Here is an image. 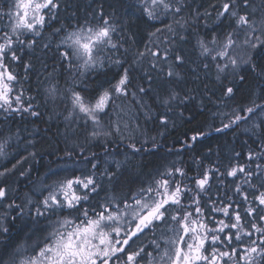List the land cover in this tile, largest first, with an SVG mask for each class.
<instances>
[{
	"label": "snow or ice",
	"instance_id": "obj_1",
	"mask_svg": "<svg viewBox=\"0 0 264 264\" xmlns=\"http://www.w3.org/2000/svg\"><path fill=\"white\" fill-rule=\"evenodd\" d=\"M177 5L179 0H136L130 7L146 21H152L169 13L178 15L182 8ZM69 7L70 0H8L6 8L0 7V114L6 120L16 115L22 119L40 116L32 103L35 98L26 96L12 64L20 63L22 57L18 52L34 48L35 38L53 22H59L61 11ZM220 8L217 21L230 18L235 21V28L223 39L215 34L210 40L198 37L199 55L216 67V79L223 92L221 100L232 99L237 91L234 86L224 84V80L233 85L237 80L245 81L241 71L255 75L260 82L259 93L247 106L214 113L213 118L220 119V126L209 125L207 131H197L182 142V147L190 148L212 133L222 134L241 124H251L245 134L259 151L249 150L247 164H236L224 173L218 167H209L189 176L184 168L173 163L157 170L155 175L149 174L151 179L140 180L138 187H133L135 182L130 181L127 190L116 194L119 191L116 185L130 157L106 159L100 170L96 153L84 156L86 147H79V153L74 148L60 157L72 160V165L49 168L41 178L34 192L40 197L38 200L29 196L25 205L13 201L6 206L8 213L18 210L19 217L25 215L27 208L29 216L46 221L47 231L31 245L17 244L10 249L6 238L12 230L8 225L17 217L0 216V237H3L0 264H264V163H260L264 161V16L256 19L260 10L253 7L251 0H226ZM88 17L81 22L75 13H70L69 18L76 19L77 23H61L50 34L57 38L55 49L61 64L66 65V71L72 75L62 88L55 74L49 73L45 94L53 103L65 104L66 121L82 122L85 127L90 123L88 144L102 141L105 156H108L107 145L113 135L123 141L124 131L129 130L128 122L123 119L128 112L116 100L131 95L141 109L147 108L146 118H150L152 111L138 99L136 91L129 89L132 66L139 63L146 52H150L153 61L162 58L167 62L170 50L166 48L161 54L158 47L155 51L146 48L135 54L133 65L125 67L128 49L124 48L121 53L123 38L114 39L118 25L113 17L106 15L102 7ZM175 23L184 27L180 21ZM166 30L171 33L166 40L176 37L172 24L167 25ZM161 31L157 28L149 37ZM29 36L33 39H28ZM43 47L49 49L51 44ZM183 63L184 57L175 54L165 76L181 78L175 68ZM152 66L157 65L154 62ZM23 67L26 74L32 70L29 63ZM112 67L120 70L114 77L104 81L96 78ZM203 67L207 69L209 65L205 63ZM147 82L148 88L138 87L139 94L147 95L151 91L150 75ZM193 99L190 94L181 96L174 90L159 99L167 110L159 117L161 126L167 127V112L171 111L173 102L179 101L183 106ZM208 99L211 100V96ZM109 109L115 119L105 124L101 117L107 116ZM139 127L135 125V129ZM11 139V136L0 139V157L9 155ZM28 143L34 145L35 142ZM146 144L148 140L142 141L140 147L128 143L125 148L135 155L161 147L153 142L151 148H146ZM36 155L29 153L32 158ZM239 155L236 153L237 158ZM81 159L91 165L90 169L85 171L78 167ZM26 161L27 157H22L12 169L0 171V177L7 176ZM20 174L26 175L25 172ZM214 175L221 181L217 187L226 189L215 196L208 194ZM228 177L233 178L231 195L223 184ZM8 191L7 187L0 186V201L7 199ZM101 192L106 194L101 197Z\"/></svg>",
	"mask_w": 264,
	"mask_h": 264
},
{
	"label": "trees",
	"instance_id": "obj_2",
	"mask_svg": "<svg viewBox=\"0 0 264 264\" xmlns=\"http://www.w3.org/2000/svg\"><path fill=\"white\" fill-rule=\"evenodd\" d=\"M224 1L180 0L177 6H180L182 10L178 15L162 16L159 20L146 21L135 8L130 7L136 3V0H70L71 7L66 11H61L60 21L53 22L51 27L44 29L40 37L35 38L37 43L34 48H25L22 52H18L22 59L20 63L12 64L13 70L19 74L22 86L26 90V96L35 98L32 103L35 106L34 110L39 112L40 116H25L22 119L16 115L6 120L3 114H0V139L12 137L7 149L9 155L0 157V171L5 168L12 169L18 160L27 157L26 162L18 165L7 176L0 177V186L9 189L7 199L0 201V210H3L6 202H20L19 197H21L22 191L29 187L31 181L40 179L45 171V165L49 169L72 162L66 157L64 159L60 157H64L66 152L72 151L74 148L79 153V147H86L84 156L96 153L97 159L102 164L105 155L103 143L98 141L89 145L86 140L87 132L83 130L84 128L65 120L66 107L61 109L59 101L53 103L45 94L49 73L55 74L62 88L66 86V81H69L72 75L66 71L67 66L61 64L55 49L57 38L50 34L55 28L60 27L61 23L65 25L77 23L76 19L69 18L70 13H75L82 22L86 17L90 18L88 14L101 7L105 14L112 16L118 25V32L114 39L123 38L121 43L124 47L121 48V53L124 48L128 49L125 67L133 65L137 52H143L146 48L152 51L156 50L158 43L154 44L155 39L150 38L149 33L155 32L157 28H164L166 32V26L169 24L173 25L177 33L176 37L166 40V48L170 50L167 62L162 58L153 61L150 52H146L145 57L139 63L134 64L130 72L129 89L136 91L138 99L146 106L151 107L150 118H146L144 115L147 108L141 109L131 95L116 100V103L128 112V115L123 119L129 124V134L127 135V131H124L125 139L123 141H120L119 136L114 134L107 147L114 148V151L118 148H125V144L128 143H136L137 147H140L144 140H148L146 148H151L153 142L161 145L150 153L142 152L130 156V163L127 169H124L123 175L120 176L121 181L116 185L117 189L127 190L130 181L135 182L133 187H138L140 180L151 179L152 176L149 174L155 175L157 170H162L173 163L184 168L189 176H195L198 172L209 167H218L219 171L224 173L236 164H247L248 151H259L258 146L245 134V130L250 128L251 124H241L238 128L225 130L222 134L212 133L207 138L198 140L190 148L182 147V142L197 131H207L209 125L220 126V119L213 118L214 113L218 111L230 112L232 109L247 106L259 93L260 82L255 75L251 72L241 71L240 74L245 75V81L240 83L237 80V83L233 85L229 83V80H224V84L234 86L237 91L232 99L221 100L223 92L216 79V67L210 60H204L199 55V49L196 47L198 37L210 40L215 34L222 39L227 31L226 28L232 25L229 18L221 20L222 23H216L217 13L221 10L220 5ZM7 3L8 0H0V7L6 8ZM251 3L255 8L257 1L251 0ZM205 13L209 15L205 16ZM174 21H180L184 27L181 28ZM205 22L207 27H205ZM180 36H184L186 39L181 40ZM166 37H171V33ZM28 39H33V37L29 36ZM45 44H51V48L45 49L43 47ZM158 48L161 54L166 49ZM175 54L184 57V63L175 68L181 78L168 79L165 73L168 70V65L173 63ZM154 62L156 67L152 66ZM25 63L32 66V70L27 74L23 67ZM205 63L209 65L207 69L203 67ZM118 71L120 70L112 67L97 75L96 78L104 81L114 77ZM148 75L152 77L151 91L147 95H141L138 92V87L148 88ZM25 76H27L26 79ZM229 79L233 78L229 77ZM172 90L180 93L181 96L190 94L194 99L183 106L179 104V101L173 102L171 111L167 112L169 123L165 128L161 126L159 117L167 110L159 103V99L165 98ZM209 96H211V100L208 99ZM218 104L222 106H218ZM102 117L105 124L110 119H115L112 109H109L108 116ZM136 124L140 126L138 129H135ZM17 130H19L18 137ZM151 138H155V140L153 141ZM29 141H34V145L29 144ZM121 150L123 151V149ZM32 152L37 154L35 158L29 156V153ZM236 153H240L238 158ZM80 163L84 164L82 159ZM260 163H264V161ZM84 167L89 168L91 165L84 164ZM21 172L28 174V177L23 178ZM128 178L130 180H127ZM210 183L211 192L208 193L209 195L215 196L217 192L223 193L226 190L217 187L221 181L217 180L215 175ZM223 184L226 186L228 194L231 195V189L234 187L233 178L228 177L223 180ZM102 194L101 196H103ZM30 195L32 196V193ZM13 215L17 218L14 222H9L8 226L12 231L11 235L6 238L10 249L18 243L26 244L28 235L31 239L40 238L43 231L41 221L31 222L33 225L36 224L35 230H33L31 229L32 224L28 223L25 217L18 216V210L14 211ZM29 224L31 226H28Z\"/></svg>",
	"mask_w": 264,
	"mask_h": 264
},
{
	"label": "rangeland",
	"instance_id": "obj_3",
	"mask_svg": "<svg viewBox=\"0 0 264 264\" xmlns=\"http://www.w3.org/2000/svg\"><path fill=\"white\" fill-rule=\"evenodd\" d=\"M257 1V4H256V6H255V8H257V9H259L260 11L258 12V14H257V17H256V19H260L261 18V16H264V0H256ZM179 2H180V0H179ZM224 2H226V0L224 1ZM251 9H249V11H250ZM242 11H244L243 9H242ZM172 15H174V14H172V13H169L167 16L168 17H172ZM203 16V15H202ZM230 19V18H229ZM231 23H232V25L229 27V28H226L227 29V31L225 32V34L227 33V32H229V31H232L234 28H235V21L234 20H232V19H230L229 20ZM217 22H219V23H222L221 21H217V17H216V23ZM174 23H175V21H174ZM218 23V24H219ZM218 24H216V25H218ZM162 31L161 32H159V33H157L155 36H153V38L155 39V42H154V44H157V46L158 47H160L161 49H164V48H166L167 47V41H166V35H168L169 34V32H167V30H166V32H165V30H164V28L163 29H161ZM224 34V35H225ZM224 35H223V37H224ZM223 37H222V39H223ZM152 38V39H153ZM59 106H60V108L61 109H63L64 107H65V104L64 103H62V102H60V104H59ZM57 113V112H56ZM108 116V115H107ZM101 119L103 120V117H101ZM69 122V121H68ZM75 123V122H74ZM79 127L81 126L82 128H84L83 130L84 131H86L87 133L89 132V131H91L92 130V128H91V124L89 123V125L87 126V127H85L84 125H83V123L81 122L80 124H77ZM78 132V131H77ZM72 134H73V131L71 132ZM87 133H86V138H87ZM78 134H79V132H78ZM124 134H125V132H124ZM129 134V131L127 130V135ZM85 136V135H84ZM94 142H98V141H94ZM99 142H102V141H99ZM121 149H123V151L121 150ZM121 149H119L118 148V150H116V151H114V148H112V149H110L109 148V150H110V153H109V155L108 156H103L105 159H107V157H108V159H112V158H115V159H119V160H124L123 158H125V156H128V157H130V156H132L133 154H131V152L129 151V150H127L126 148H121ZM84 155V154H83ZM103 158V161H102V164H101V168H100V170H103V167H104V161H105V159ZM73 164V161L71 162L70 161V163H66V164H62V165H60V166H64V165H72ZM60 166H58V167H60ZM57 167V168H58ZM78 167H81V168H84L85 169V171H87L88 169H90V167L89 168H86V167H84V164L83 163H79L78 164ZM53 169H56V168H53ZM127 169V168H126ZM44 172L42 173V175L40 176V179L39 180H37V181H31V183H29L30 185H29V187L28 188H25L24 189V191H22V194H21V197H19V200H20V202L19 201H17L16 202V204L18 203V204H20V205H25V203H26V198L27 197H29V196H31L30 194L32 193V196H31V198L32 199H34V200H38L40 197L39 196H36V195H34V192H35V190H37L38 188H39V186H40V180H41V178L44 176V174L45 173H47L48 172V166H44ZM123 172H124V170H123ZM125 176H126V174H125ZM24 177H28V174H26V175H24L23 176V178ZM120 179H121V177H120ZM123 180H124V178H122ZM127 180H130V178H128ZM119 181H121V180H119ZM109 187V185L107 184V182H106V188H108ZM118 188V187H117ZM119 192H120V190L116 193V194H119ZM103 193V194H102ZM101 194L104 196L106 193L105 192H101L100 193V196H101ZM103 196H101V197H103ZM10 204V203H12V201H10V202H6V204H5V207L3 208V210H0V216H3V215H5V214H7V215H9L10 217H13L14 215V211H11L10 213H8L7 212V205L8 204ZM33 211H34V209H33ZM27 212H28V209L27 208H25V215L22 217V218H26L27 219V222L28 223H31V222H33V223H35V221H41L42 223H43V225H41V228H42V230L44 231V232H46L47 231V229H46V221H44L43 219H40V220H35L34 219V217H31V216H29L28 214H27ZM33 223H31L32 224V227H31V229H33V230H35V225L36 224H34L33 225ZM28 226H31L30 224L28 225ZM28 235V234H27ZM29 236V235H28ZM28 236H26V241H27V243L26 244H19V245H21V246H28V245H31V244H33L36 240H38V239H40V238H33V239H31V238H29Z\"/></svg>",
	"mask_w": 264,
	"mask_h": 264
},
{
	"label": "flooded vegetation",
	"instance_id": "obj_4",
	"mask_svg": "<svg viewBox=\"0 0 264 264\" xmlns=\"http://www.w3.org/2000/svg\"><path fill=\"white\" fill-rule=\"evenodd\" d=\"M44 234H45V232H44V231H42V234H41L40 238H42Z\"/></svg>",
	"mask_w": 264,
	"mask_h": 264
}]
</instances>
